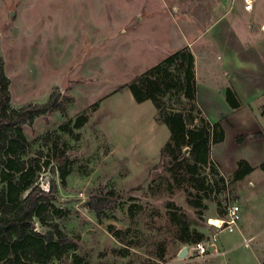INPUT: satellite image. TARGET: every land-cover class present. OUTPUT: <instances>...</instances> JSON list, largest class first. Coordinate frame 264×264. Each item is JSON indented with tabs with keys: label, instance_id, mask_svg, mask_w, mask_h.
Returning <instances> with one entry per match:
<instances>
[{
	"label": "rangeland",
	"instance_id": "1",
	"mask_svg": "<svg viewBox=\"0 0 264 264\" xmlns=\"http://www.w3.org/2000/svg\"><path fill=\"white\" fill-rule=\"evenodd\" d=\"M243 3L0 0V54L11 106L44 103L53 91L74 99L66 104V117L55 110L23 125L32 152H48L39 136L80 113L89 115L75 130L78 140L59 132L71 156L66 183L51 165L36 181L45 191L56 185L54 204L61 215L52 219L66 234L79 237L78 248L52 264H72L74 254L82 264H251V254L264 256V0L241 18L237 12ZM184 47L195 56L194 106L200 111H189L191 103L181 91L166 96L167 110H182L189 127L198 125L201 116L220 122L224 138L211 145L208 161L228 182L239 160L254 167L229 183L227 194L204 200L201 216L172 185L160 159L167 126L155 119L149 100L137 103L128 88L136 76ZM227 87L237 90L243 102L239 108L226 101ZM203 166L206 173L208 164ZM109 189L120 197L99 218L88 206L89 197ZM227 199L239 205L233 232L208 223L225 212L222 201ZM172 211L184 215L191 230L205 238L216 233L219 242L234 244L233 250L212 259L178 258L186 244L175 238ZM109 225L124 233L116 238ZM35 226L45 230L39 222ZM252 234L250 248L245 247L243 235Z\"/></svg>",
	"mask_w": 264,
	"mask_h": 264
},
{
	"label": "trees",
	"instance_id": "2",
	"mask_svg": "<svg viewBox=\"0 0 264 264\" xmlns=\"http://www.w3.org/2000/svg\"><path fill=\"white\" fill-rule=\"evenodd\" d=\"M9 85L0 54V264H52L69 251H75L79 237L66 234L52 219L61 215V208L54 204L56 185L52 183L45 191L36 181L41 169L51 165L62 185L66 183L71 173V156L59 132L78 140L80 133L75 130L87 123L89 115L80 113L75 120L68 119L59 124L57 130L39 136L38 140L48 147V152L45 154L40 149L34 153L33 143L26 138L23 125L31 124L37 117L55 110L66 117V104L74 99L53 91L44 103H29L14 108L10 104ZM128 88L137 103L149 100L156 109L155 119L167 126L169 138L160 150V159H164L172 185L184 192L186 202L198 216L206 209L204 200L215 198L220 193L227 194L229 183L243 178L254 169L247 161L239 160L228 182L208 161L211 145L224 138L220 122H210L201 116L198 125L189 127L182 110H167L166 96L181 91L191 103L189 111H200L194 106L197 100L194 55L187 48L173 52L136 76ZM225 97L231 108L241 106L236 91L231 87L226 88ZM96 105L93 104L92 108ZM185 149H188L187 153ZM206 164L208 171L202 173L201 169ZM260 167L264 169V162ZM117 197L120 195L114 189L101 190L90 195L88 206L100 218L105 209L114 207ZM220 205L218 201L217 209H220ZM167 206L171 207V202ZM170 220L174 224L175 238L180 242L190 245L205 238L202 232L190 229L184 215L178 216L172 211ZM36 222L45 230L37 231ZM108 231L116 238L124 233L113 225L108 226ZM82 263L83 258L74 254L72 264Z\"/></svg>",
	"mask_w": 264,
	"mask_h": 264
},
{
	"label": "built area",
	"instance_id": "3",
	"mask_svg": "<svg viewBox=\"0 0 264 264\" xmlns=\"http://www.w3.org/2000/svg\"><path fill=\"white\" fill-rule=\"evenodd\" d=\"M243 1L244 10H252L255 0ZM222 207L225 212L221 217L217 218L219 223H208L213 226L216 230L224 229L229 232H233L236 228L238 221L239 205L236 200L230 201L227 199L222 201ZM244 244L247 245L248 241L246 240ZM216 253H218V237L216 233H212L208 236V238H204L196 243L188 245V256L195 259L204 258Z\"/></svg>",
	"mask_w": 264,
	"mask_h": 264
},
{
	"label": "crops",
	"instance_id": "4",
	"mask_svg": "<svg viewBox=\"0 0 264 264\" xmlns=\"http://www.w3.org/2000/svg\"><path fill=\"white\" fill-rule=\"evenodd\" d=\"M256 1L257 0L254 1V4H255ZM254 4H253V8L252 9H254ZM243 5L244 4H242V8L239 9V11L237 12L238 14L236 13L241 18H244L246 16V14H248L249 12H251V10L250 11L244 10ZM237 15H235V16H237ZM263 22H264V20H263ZM255 61L258 63V65L260 67V60L258 58H256ZM234 89L236 90V88H234ZM236 92H237V90H236ZM237 94H238V92H237ZM238 96H239V94H238ZM239 99H240V97H239ZM253 236H254V234H252V235H250L248 237L243 235V240L244 241L247 240L249 242L253 238ZM245 247L250 248V246L248 244L245 245ZM233 248H234V244H231V243L229 244V243L226 242L225 245H224L222 243V240H221L220 242L218 241V253L212 254V255H209V256H211V259H212V258L217 257V256H220L222 254L224 255L225 253H227V251L233 250ZM253 255H254V253H253ZM253 255L251 254V257L249 258V262H251V264H264V256H256V255L253 256ZM228 263H229V260H225V263L224 264H228Z\"/></svg>",
	"mask_w": 264,
	"mask_h": 264
},
{
	"label": "water",
	"instance_id": "5",
	"mask_svg": "<svg viewBox=\"0 0 264 264\" xmlns=\"http://www.w3.org/2000/svg\"><path fill=\"white\" fill-rule=\"evenodd\" d=\"M184 152L187 153L188 149H185ZM187 256H188V245H185L178 252V258H185Z\"/></svg>",
	"mask_w": 264,
	"mask_h": 264
},
{
	"label": "bare ground",
	"instance_id": "6",
	"mask_svg": "<svg viewBox=\"0 0 264 264\" xmlns=\"http://www.w3.org/2000/svg\"><path fill=\"white\" fill-rule=\"evenodd\" d=\"M209 222L210 223H219V221L217 220V218L215 219V218H210V220H209Z\"/></svg>",
	"mask_w": 264,
	"mask_h": 264
}]
</instances>
